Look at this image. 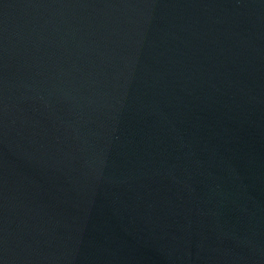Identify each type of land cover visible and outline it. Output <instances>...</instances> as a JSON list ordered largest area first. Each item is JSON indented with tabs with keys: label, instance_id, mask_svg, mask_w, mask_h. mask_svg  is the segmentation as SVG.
I'll list each match as a JSON object with an SVG mask.
<instances>
[{
	"label": "water",
	"instance_id": "95a60500",
	"mask_svg": "<svg viewBox=\"0 0 264 264\" xmlns=\"http://www.w3.org/2000/svg\"><path fill=\"white\" fill-rule=\"evenodd\" d=\"M0 264H264V0H0Z\"/></svg>",
	"mask_w": 264,
	"mask_h": 264
}]
</instances>
